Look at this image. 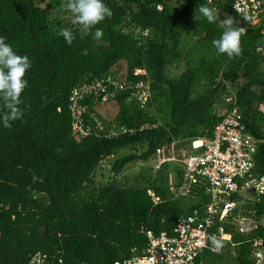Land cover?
Wrapping results in <instances>:
<instances>
[{
    "label": "trees",
    "instance_id": "1",
    "mask_svg": "<svg viewBox=\"0 0 264 264\" xmlns=\"http://www.w3.org/2000/svg\"><path fill=\"white\" fill-rule=\"evenodd\" d=\"M35 1L0 0V35L32 62L22 96L25 115L10 128L0 126V264H26L37 252L46 264H114L140 253L146 230L170 233L177 219L206 201L202 191L172 198L167 177L134 186L114 181L126 165L158 157L174 143L188 142L178 149L184 161L198 152L191 142L211 136L228 110L229 89L246 129L259 141L255 171L264 176V54L258 50L264 23L242 22L241 54L229 58L211 44L223 30L218 22L199 19L198 12V20H190L200 4L234 16L221 0H104L112 16L97 25L100 40L82 36L71 19L51 17ZM61 28L74 33L71 45L59 35ZM180 62L182 73L166 75L168 66ZM135 69L145 74L135 76ZM106 74L147 83L150 97L143 106L127 101L128 90L106 102L86 97L83 119L91 131L79 138L71 132L70 91L84 78ZM125 149L111 161L114 180L95 184L100 162ZM148 189L162 201L154 205ZM262 216L264 194L254 205V217ZM231 234L222 251L205 250L195 264H254L251 242L261 238L264 245V227Z\"/></svg>",
    "mask_w": 264,
    "mask_h": 264
},
{
    "label": "built area",
    "instance_id": "2",
    "mask_svg": "<svg viewBox=\"0 0 264 264\" xmlns=\"http://www.w3.org/2000/svg\"><path fill=\"white\" fill-rule=\"evenodd\" d=\"M202 1L212 4L215 0ZM221 1L240 21L251 25L264 23V0ZM260 34L264 46V27ZM262 46L258 50L264 54ZM144 74L142 69L134 70L135 76ZM122 90L129 91L127 101H134L139 106L150 97L149 85L141 80L133 83L118 81L113 74L80 80L68 96L72 134L82 138L91 131L83 119L86 97L106 102ZM229 92L224 98L228 110L221 115L209 138H200L198 145L195 140L191 142L193 149L200 150L182 172L179 184L169 187L172 198L194 197L196 192L202 191L206 201L200 208L177 219L170 233L155 235L146 230L147 242L140 253L114 264H195V259L205 250L222 251L224 242L231 241V231L248 234L258 226L264 227V216L254 217V205L264 194V176L257 174L254 163L259 141L246 129L235 93L230 89ZM260 110L264 113V105ZM96 126L101 129L99 122ZM119 130L127 131L125 128ZM146 192L154 205L162 201L152 189ZM210 235H215L221 242L219 248L211 245ZM251 248L254 264H264L263 240L253 239ZM26 264H46L45 257L37 252Z\"/></svg>",
    "mask_w": 264,
    "mask_h": 264
},
{
    "label": "clouds",
    "instance_id": "3",
    "mask_svg": "<svg viewBox=\"0 0 264 264\" xmlns=\"http://www.w3.org/2000/svg\"><path fill=\"white\" fill-rule=\"evenodd\" d=\"M63 9L71 16L72 23L79 26L80 34L91 35L93 40H100L103 36V29L97 25L112 16V10L104 0H66ZM197 12L199 19L208 23L218 22L223 29L219 38L211 41L216 52L229 58L239 56L242 51L241 36L245 29L234 27V20L229 15H225L222 21L219 20V12L215 7L200 4L195 12V19L198 20ZM59 35L68 45L75 39L69 28H61ZM84 54H87V50H84ZM31 68L29 57L18 54L12 44L6 41V37L0 35V126L4 128H10L13 122L22 120L25 115L27 105L24 104L22 96L28 87L26 77ZM209 241L216 248L221 246L215 235H210Z\"/></svg>",
    "mask_w": 264,
    "mask_h": 264
},
{
    "label": "rangeland",
    "instance_id": "4",
    "mask_svg": "<svg viewBox=\"0 0 264 264\" xmlns=\"http://www.w3.org/2000/svg\"><path fill=\"white\" fill-rule=\"evenodd\" d=\"M35 2L38 6L42 8H48L50 10L51 17H60L62 21H69L71 19L67 15L64 16L65 9H63L62 4L55 5L52 4L50 0H36ZM218 16L219 20L221 21L225 18V16L220 12L218 13ZM232 18L234 20L233 26L241 28L242 21H240V19H238L236 16H232ZM194 19L195 17L192 16V18L190 19L192 23L194 22ZM183 70L184 65L182 62H180L177 65L175 64L172 66H168L165 70V73L171 78H176L180 73L183 72ZM155 109L157 110L156 106L152 107V111L155 112ZM101 111H103V109H101ZM158 115L163 116L164 113L160 111V113L158 112ZM187 144L188 142L186 140L181 141L178 144L174 143L166 150L163 149L160 153V156L158 157L157 155H155L147 162H134L126 165L123 168L121 175L116 177L114 183H119L126 186H134L136 184H144L145 181L154 180L158 178L164 179L165 177H167L170 182V185H172L174 182L178 181V172L182 170V167L183 170L186 169L189 163L193 161L196 157V150L191 151L190 156H188L185 161L180 156L178 150L179 147H186ZM128 152V149L119 150L110 158L101 161L94 172V183L97 185H102L114 180L113 174L110 171L111 161H113L114 158L119 157Z\"/></svg>",
    "mask_w": 264,
    "mask_h": 264
},
{
    "label": "bare ground",
    "instance_id": "5",
    "mask_svg": "<svg viewBox=\"0 0 264 264\" xmlns=\"http://www.w3.org/2000/svg\"><path fill=\"white\" fill-rule=\"evenodd\" d=\"M250 24V23H249ZM79 138H81V137H79ZM200 139V138H199ZM199 139H195V145H198L199 144ZM103 161V160H102ZM225 243H226V241L224 242V244L223 245H225Z\"/></svg>",
    "mask_w": 264,
    "mask_h": 264
},
{
    "label": "water",
    "instance_id": "6",
    "mask_svg": "<svg viewBox=\"0 0 264 264\" xmlns=\"http://www.w3.org/2000/svg\"><path fill=\"white\" fill-rule=\"evenodd\" d=\"M114 186H115V183H114ZM249 191H250V192H253V190H252V189H250Z\"/></svg>",
    "mask_w": 264,
    "mask_h": 264
}]
</instances>
